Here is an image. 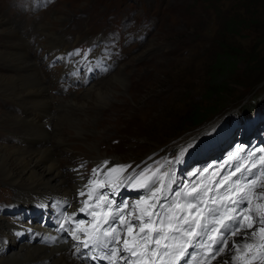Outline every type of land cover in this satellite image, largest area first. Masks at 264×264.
<instances>
[{
  "label": "rangeland",
  "instance_id": "1",
  "mask_svg": "<svg viewBox=\"0 0 264 264\" xmlns=\"http://www.w3.org/2000/svg\"><path fill=\"white\" fill-rule=\"evenodd\" d=\"M28 2L29 0H0V74L14 77L15 88L18 89L16 99L12 101L0 90V140L9 139L14 144H17V139H10L11 137L15 134L24 135L29 131L26 124L17 117L21 114L22 95L26 98L30 93H26L24 78L20 77L18 79L22 81H18L16 77L18 74L36 72L27 71L21 65L19 60H26L27 56L14 55L18 39L13 38L14 35L9 31L16 28L17 21L21 20L19 22L24 23L27 20L22 17L20 4ZM68 8L71 10L66 12ZM250 9L251 12L257 13L258 17L252 18ZM61 14H66V19L62 20ZM125 16L146 21L148 27L145 31L146 40L135 41L129 46L132 54L118 71L121 76L123 73L127 83L119 85L123 82L114 81L111 83L113 87L104 88L107 100H100L97 97L93 100L92 97L94 104L88 105L98 110L100 107H108V111L110 110L117 119L114 124H109L103 122L104 117L100 119L97 115L93 126L100 125L104 128L96 134L100 139L96 142L97 149L93 151L90 147L92 154L105 153L109 157L120 158V162H129L140 160L151 151L174 142L176 139L173 138L179 132L186 131L185 126L178 128L180 120H183V112L193 103L202 100L208 102L204 100V91L209 82L208 73L211 72L212 65L223 46L237 47L242 54L231 76L234 84L226 95L227 106L222 109L228 110L240 105L250 97V94L264 89V0H59L45 13L36 15V18L37 21L41 17L44 20L45 33L58 30L66 40H75L79 43L120 22ZM232 19L244 21L243 25L232 30L228 22ZM2 22L6 23L7 27L4 28ZM142 33L140 31L136 36ZM20 41L25 42L22 38ZM37 46L38 44L34 51L42 55L43 49L40 48L42 49L40 51ZM51 79H54V76ZM110 79L112 77L103 79L95 88L104 83L109 84L112 81H109ZM50 90L51 102L54 104L64 103V99L71 103L81 101L84 94L81 90L65 97L58 85L49 86ZM93 94L94 91H91L89 96ZM261 94L264 98V91ZM85 103L89 104L90 100L86 99ZM56 108L51 107L50 112ZM21 125L24 126L22 129ZM209 126L211 124L203 127L202 131ZM209 128L210 130L199 132H202L201 138L213 129ZM60 129L63 133L65 127L61 126ZM191 132L192 130L185 133L179 142L182 144L186 139L199 134L187 136ZM65 135L75 149L86 148V141L79 138L75 129H70ZM224 135L225 131L222 130L217 133L220 138ZM87 136L90 137L88 141L93 139V134ZM74 138L80 140L75 142ZM50 142L54 143L53 140ZM5 147L13 148L12 145ZM191 158L192 155L186 157L187 160ZM167 161L161 154H154L150 160L143 163L140 176L148 178L160 175ZM67 168L68 166H65L64 171L68 170ZM219 173L220 171H217L211 176L216 177ZM261 190L260 193L264 194V188ZM14 193L0 175V202L4 204L14 202ZM30 197L32 199L35 196ZM4 216L7 219L10 217ZM235 261L239 264L237 258Z\"/></svg>",
  "mask_w": 264,
  "mask_h": 264
},
{
  "label": "bare ground",
  "instance_id": "2",
  "mask_svg": "<svg viewBox=\"0 0 264 264\" xmlns=\"http://www.w3.org/2000/svg\"><path fill=\"white\" fill-rule=\"evenodd\" d=\"M70 10L71 8H68L66 12ZM66 17V14H61L60 18L64 20ZM19 21H17L16 28L12 27L13 30L9 31V33L14 35L13 38L18 39V46L14 55L22 54L27 56L26 60H19L21 65L27 71L36 72L35 74H18L16 77L17 79L20 77L24 78V88L27 90L26 93H30L29 95L27 94L26 98L22 95L21 114L17 117V119L22 120V123L26 124L29 131L24 135L15 134L10 138H16L17 144L11 143L9 139L0 140V175L15 192L14 199L18 202L27 204L35 199H37L36 203H38L37 201L49 199L58 202L61 198L71 200L73 196L76 197L75 194L80 190L79 177L76 173L83 171V169L77 172L64 171L65 164H68L69 169L79 165L85 159L90 165H94L100 160L109 157L105 153L94 152L92 154L90 147L93 148V151L97 149L96 142L100 139V136L96 134L104 128L100 125H93L97 115L100 119L104 117L105 120L103 122L105 123L114 124L117 122L114 114H111L110 110L108 111V107H100L98 110L96 107L88 105L94 104L92 97L93 100L95 97L100 100H107L108 96L105 95L104 88L113 87L111 83L114 81L123 82L119 85H125L127 83L126 77L123 76V73L121 76L115 71L111 75L112 79L109 81H112L109 84L104 83L97 88L95 87L98 83L87 86L81 101L76 100V102L71 103L68 99H64V103H52V90L49 91V86L55 87L57 85L56 75L54 74V69L49 70L47 68V63L44 62L42 56L44 53H49L56 48H70L68 42L62 32L58 30H53V32L46 31L45 33L44 20L42 18L39 21H37V18L28 19L25 22L26 25ZM2 25L4 28L7 27L4 22H2ZM28 25H32L31 30L27 28ZM33 36H35L34 42L38 44V47L43 48L42 55H38L34 51L35 43L31 40ZM19 37L26 43L20 41ZM6 75L0 74V90L7 99L12 101L18 94H16L18 89L15 88V78ZM53 76L54 79H51ZM19 80L22 81V79ZM91 91H94V94L89 96ZM86 99L90 100L89 104L85 103ZM53 105L57 108L50 112V108L54 107ZM14 118L16 119V117ZM28 123L30 126H28ZM48 125H51L52 128L49 129ZM61 126L65 127L64 135L60 129ZM20 127L22 129L24 126L21 125ZM72 128L76 130L79 138H83V141H86L85 149H75L74 145H71L70 140L66 138L65 134ZM88 134H93L91 141H88L90 139L87 136ZM79 138H74V141H79ZM51 140L54 141L53 144H51ZM10 145L13 148L5 147ZM56 154L57 156L55 157ZM111 158L115 160L111 163L120 160L116 156ZM30 196L35 197L31 199ZM23 224V222L18 220L12 222L5 216L0 215V264H85L73 258L68 246H65L60 241L52 245L38 240L21 241L17 231L24 228ZM31 229L34 235L33 238H37L40 234L42 237H50L51 229L46 226L42 228L41 225L34 224ZM254 233L255 231L241 232L238 236H234L228 243L227 253L221 255L213 264H235L234 256L242 251L248 243L255 240Z\"/></svg>",
  "mask_w": 264,
  "mask_h": 264
},
{
  "label": "trees",
  "instance_id": "3",
  "mask_svg": "<svg viewBox=\"0 0 264 264\" xmlns=\"http://www.w3.org/2000/svg\"><path fill=\"white\" fill-rule=\"evenodd\" d=\"M255 7H261V5H255ZM251 12V9L249 10ZM252 18L258 17L257 13H253ZM229 27L233 30L240 28L243 25L242 20L228 21ZM242 52L237 47L223 46L220 53H218L215 62L212 65L211 72L208 73V85L204 91V100L193 103L190 108L183 112V120H180L178 128L190 126H198L209 120L213 115L220 112L222 107H226L227 100L226 95L229 93L230 87L234 84L231 80V76L236 70V65L241 60ZM176 128V127H175Z\"/></svg>",
  "mask_w": 264,
  "mask_h": 264
}]
</instances>
